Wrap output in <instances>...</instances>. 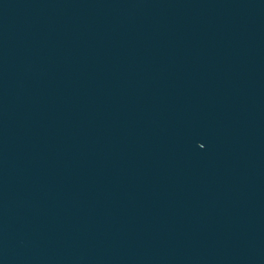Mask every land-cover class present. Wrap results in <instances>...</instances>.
<instances>
[{"label": "water", "instance_id": "1", "mask_svg": "<svg viewBox=\"0 0 264 264\" xmlns=\"http://www.w3.org/2000/svg\"><path fill=\"white\" fill-rule=\"evenodd\" d=\"M0 264H264V0H0Z\"/></svg>", "mask_w": 264, "mask_h": 264}]
</instances>
